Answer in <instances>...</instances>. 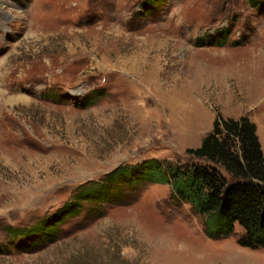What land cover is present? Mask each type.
I'll return each instance as SVG.
<instances>
[{
  "label": "rangeland",
  "instance_id": "obj_1",
  "mask_svg": "<svg viewBox=\"0 0 264 264\" xmlns=\"http://www.w3.org/2000/svg\"><path fill=\"white\" fill-rule=\"evenodd\" d=\"M142 1L0 0V264H264L161 184L10 244L118 165L185 163L216 111L247 115L264 146V0Z\"/></svg>",
  "mask_w": 264,
  "mask_h": 264
},
{
  "label": "trees",
  "instance_id": "obj_2",
  "mask_svg": "<svg viewBox=\"0 0 264 264\" xmlns=\"http://www.w3.org/2000/svg\"><path fill=\"white\" fill-rule=\"evenodd\" d=\"M154 2L144 0L139 8L152 14ZM221 35L214 37L213 45L226 43V33ZM98 96L90 95L84 106ZM187 153L190 158L185 163L153 158L118 165L101 179L79 187L50 217L27 229L8 228L10 244L19 251L37 248L52 241L62 223L78 216L83 202L106 206L100 199L113 196L117 199L111 205L119 204L135 193L134 185L161 184L169 186L171 200L189 205L202 217L208 238H227L238 226L242 230L236 240L239 246L264 250V161L255 123L247 115L223 118L216 111L211 131L198 148Z\"/></svg>",
  "mask_w": 264,
  "mask_h": 264
},
{
  "label": "crops",
  "instance_id": "obj_3",
  "mask_svg": "<svg viewBox=\"0 0 264 264\" xmlns=\"http://www.w3.org/2000/svg\"><path fill=\"white\" fill-rule=\"evenodd\" d=\"M245 114H247V112L245 113ZM231 115H236V116H231ZM241 115H244V114H242V113H240V114H227L226 116L224 115V114H222V116L224 117V118H233V119H238ZM259 134V133H258ZM259 140H260V142H262V150H263V153H264V146H263V141H262V139H261V137H260V135H259Z\"/></svg>",
  "mask_w": 264,
  "mask_h": 264
}]
</instances>
